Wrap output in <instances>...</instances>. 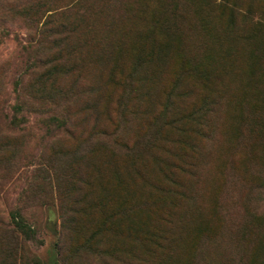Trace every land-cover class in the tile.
I'll return each instance as SVG.
<instances>
[{"label": "rangeland", "instance_id": "obj_1", "mask_svg": "<svg viewBox=\"0 0 264 264\" xmlns=\"http://www.w3.org/2000/svg\"><path fill=\"white\" fill-rule=\"evenodd\" d=\"M120 1L122 8L132 5ZM209 1L196 0L188 11L212 9L221 22L233 20L241 35L264 39V0ZM106 2L90 14L99 33L116 12L111 8L105 16ZM167 4L172 8L174 3H143L144 18L129 22L121 50L109 49L110 44L104 48L98 32L90 39L75 33L68 39L69 53L63 54L75 60L74 67L81 56L86 68L78 77L58 71L59 76L45 82L26 71L33 64L43 69L38 59L49 51L46 38L38 46L30 40L37 20L22 17V9L11 8L15 5L8 13L0 9V264H54V259L55 264H206L209 258L241 252L244 260L247 248L264 246V237L259 241L264 215H255L264 210V133L259 129L256 141L254 133L244 138L236 130L245 124L238 119L247 81L259 88L257 98L245 91L249 109H261L264 118V59H249L244 46L233 58H206L211 48L201 49L198 38L185 43L182 36L160 37L147 26L168 17ZM63 17L72 19L73 13ZM125 23L121 13V26ZM82 38L85 47L71 53ZM243 62L250 76H239ZM209 63L220 69L204 87L194 70ZM215 88L221 98L217 106L208 104ZM70 92L75 96L69 100ZM68 115L74 131L66 132L56 125ZM103 130L115 137V144L91 146L89 136ZM182 145L189 158L184 156V171L176 172L181 183L167 192L166 166L182 164L176 158ZM153 182L162 192L153 190ZM191 193L196 211L178 227L171 221L165 228L163 218L173 203ZM220 204L224 208L216 210ZM122 209L127 211L121 217ZM15 211L31 228V238L11 226ZM231 212L235 220L224 221ZM240 216L253 226L241 232L231 226ZM165 230L168 238L159 248L153 234ZM224 231L234 234L233 241L225 240ZM219 233L223 239L215 240Z\"/></svg>", "mask_w": 264, "mask_h": 264}, {"label": "trees", "instance_id": "obj_2", "mask_svg": "<svg viewBox=\"0 0 264 264\" xmlns=\"http://www.w3.org/2000/svg\"><path fill=\"white\" fill-rule=\"evenodd\" d=\"M102 0H59L58 5L53 4V0H0V9L8 13L10 10L9 7L12 5H15L11 8H18L22 9L23 12H21L22 17H26V19H31V20H39L42 17L43 20L38 26V22L34 21L32 23V27L30 30V40L33 42V45L38 46V43L41 40H46V44L48 45L49 51L45 55V58L41 57L38 59V62H40L42 65H44L43 69H40V67L36 64H33L32 66L29 67V72H32L34 74H37V80L39 82H45L47 80H52L53 77L56 75L59 76L58 71L60 74L63 75H71L78 77L82 71H84L85 67H82V57L78 56L77 63H79V66L74 67L73 64L75 63L74 59H71L70 61V56L68 58L67 56H64L63 53H69V48L70 45L68 43L69 37H72L75 33H78L79 35L83 32L85 33L84 35L88 34L89 39L90 36L95 32H98L96 29L94 30L93 26V21L91 22L90 19L91 17V12L95 8V5L99 4ZM131 1V6L130 8L124 7L122 8L121 6V1L120 0H107V4H114L113 6L109 7L110 5H107L104 3V15L107 16L109 14V9L113 8V10H116V12H113L114 16L109 17L107 21H105L103 30L101 31L100 37L98 36V39L100 41L101 45H104V48L106 45L109 46V49L112 47L116 46V49L121 50V38L124 39L125 36H127V31L130 28L131 24L129 22H134L136 20H140L144 18V13L141 12L142 9V4L150 2L151 0H129ZM196 0H168V2L174 3L173 7L170 8L168 5L167 7L164 8V11L167 12L168 17L164 18L161 21L153 22L151 26H147V28H150V31L158 30L160 32V37L162 36H173V39L182 36L183 41L187 43L189 40H193V38H198L199 46L203 50H208L211 48L206 54V58H211L214 56V54H218L219 56H222L224 59L226 56H229V58H233L238 51L239 46H244V50L250 52L249 54V59L255 60L257 57L264 59V39H262L260 36L258 37L257 35H241L238 32V28L236 27L235 24H232L233 20L230 21H225L221 22L218 20V18H215V14H211L210 11L212 9L207 8V12L205 13L204 11H196V10H191L188 11V7L192 4L195 3ZM209 1V0H208ZM212 1V0H210ZM209 1V2H210ZM120 3V4H119ZM119 4V8L116 9V6ZM124 4V3H123ZM122 4V5H123ZM170 4V3H169ZM182 5V6H181ZM27 10V11H26ZM34 10H37L34 13ZM10 12V11H9ZM73 13V18L68 19L63 17L65 13ZM98 13H95V15ZM100 13V11H99ZM121 13L124 15V18H126V23L121 26ZM93 16V18L95 17ZM187 15V16H186ZM200 15V17H196ZM59 16V17H58ZM56 18V20H54ZM81 22V23H80ZM77 23V24H76ZM80 23V24H78ZM76 24L75 26H73ZM130 24V26H129ZM80 29H82L80 31ZM77 30V31H76ZM93 38V37H92ZM94 39V38H93ZM194 41V40H193ZM196 42V41H195ZM197 42V43H198ZM43 43V44H45ZM27 44H32L30 42H27ZM106 44V45H105ZM86 45V40L84 38L82 39H77V42L73 43L71 53L74 50L80 49L85 47ZM32 45H29V47ZM28 47V46H27ZM40 56L44 54H39ZM221 59V57H220ZM221 62V61H220ZM219 62V63H220ZM218 63V64H219ZM219 68H216V65L214 66L212 63H209L207 65L201 64L199 68H196L194 70L196 74H198L200 79H197L201 84L204 85V87H207L208 85L212 84L213 81L216 79V74L219 72ZM250 68H247L244 66V62L239 68V76L242 75H251V71H249ZM73 70H76L75 72ZM74 74H69L73 73ZM112 74V79H113V73ZM131 75V74H128ZM58 79V78H57ZM56 79H54L55 81ZM243 84V83H242ZM243 95L240 98V117L239 121L241 122L242 119H244L245 124L239 123L236 125V130L238 132V135L244 138L250 135V133H254V137L256 141L260 140V134L259 131L262 130V134L264 133V118L260 115V110L257 111L255 109H249V101L246 99V92L249 93V91H253V97L257 98V91L259 90L257 83L252 82V81H247L243 85ZM246 91V92H245ZM256 92V93H255ZM218 88H215V91L213 94L215 96L211 100L210 103L208 104H215L216 106L219 104L221 98H219L218 94ZM75 95L70 92V97L68 99L70 100L71 98L73 99ZM42 98V96H39V99ZM43 99V98H42ZM66 99V98H64ZM46 101V100H45ZM53 102V101H52ZM44 103V102H43ZM207 103V102H206ZM218 103V104H217ZM205 105V103H203ZM207 105V104H206ZM31 107H33L31 105ZM17 110H19L21 107H16ZM244 108H246L248 114L246 115L244 113ZM193 112V111H192ZM193 112L197 117L200 116V113ZM57 118H54L56 120ZM193 120H196L193 119ZM58 124L56 125L57 127H61V129L65 130L66 132H69L71 129L74 131V127H71L73 123L70 121V115L64 116V118L57 122ZM193 127L195 128V132L199 131V121L197 120V124H192ZM70 126V127H69ZM92 136V137H91ZM109 138L111 141H109ZM89 140L91 141V146H94L95 144L97 145H105L108 143L109 144H115V137L114 136H109L108 131L103 130V131H98L96 134H91L89 136ZM182 142H187V141H182ZM183 145L181 146V149L183 150ZM178 152L176 155H179L176 157L179 159V162L182 164L174 163L172 165V168H168V174H164L163 177H165L168 180V184L165 186L167 192L170 190V186H178L181 181L178 179L176 172L177 170L184 171L183 169V164L185 163L187 158L189 156L187 155V152L185 150ZM184 156H187L186 159H184ZM162 170V169H161ZM257 170V169H255ZM191 174V172H188ZM177 177V178H175ZM151 187L153 188L154 191H160L159 188L161 186L157 184L156 182H153L151 184ZM162 192V191H160ZM194 192V190H193ZM194 195L191 193L189 196H183L176 200L178 201L177 203H173V209L172 211L169 212L167 215V219L163 218V221L165 222V228H167L168 224L172 225L174 222L176 223L177 227L182 224V221L187 218L190 212L196 211V209H193V200ZM180 202H183L180 205ZM215 209H220L224 208L220 204L219 207L214 206ZM123 213L121 214V217L126 213V209H122ZM243 211V210H242ZM264 210L263 211H258L257 210V218H259L261 215H264ZM252 213V212H250ZM242 215H248L246 212L243 211L241 213ZM239 217V215H238ZM242 216L236 221L235 224L231 223V226H235L236 228H239L240 232L245 231L249 228V226H253V224H244L243 221H240ZM173 218V219H172ZM167 220V221H166ZM230 220H235V215L234 218L232 216V212L224 219L226 222H230ZM108 220L104 221V224L102 227L99 229V231L102 232V228L107 225ZM123 222V220L121 221ZM244 222H246L244 220ZM240 224V225H239ZM11 226L15 229H17L19 232L25 234V236L31 238V233L32 230L29 226L25 225V223L22 221V216L18 211H15L11 214ZM230 226V227H231ZM239 226V227H238ZM66 227V220L64 217L61 218L60 220V233H64V228ZM250 227V228H251ZM255 228H252L251 231H254ZM225 232V240L229 242L234 238V234L228 233L226 234ZM176 233H170L172 238H170V241H173L176 237ZM247 233L246 235H248ZM154 240L156 242L157 247H163V242L167 240L168 238V233L167 231H163L160 234H153ZM223 236L222 233H219L218 238H215V240L223 239L221 238ZM264 237V232L259 238V241H261ZM64 238V234L63 237ZM233 241V240H232ZM237 241V240H236ZM254 247V246H253ZM252 247V248H253ZM249 255L248 258H245L243 260V252L240 254L234 253L227 256L229 258H224L221 259V257L217 258H209L205 260V263L211 261V264H264V246H258L254 247L253 249L247 248ZM57 252V260H58V254L59 250H56ZM58 261H56L57 264ZM53 263L55 264V259L53 260ZM62 264V263H60Z\"/></svg>", "mask_w": 264, "mask_h": 264}]
</instances>
